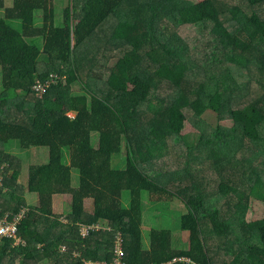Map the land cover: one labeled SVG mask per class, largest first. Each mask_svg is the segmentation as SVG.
I'll list each match as a JSON object with an SVG mask.
<instances>
[{
	"label": "trees",
	"instance_id": "trees-1",
	"mask_svg": "<svg viewBox=\"0 0 264 264\" xmlns=\"http://www.w3.org/2000/svg\"><path fill=\"white\" fill-rule=\"evenodd\" d=\"M52 74L65 83L37 97ZM12 142L48 152L24 186L7 172ZM0 176V214L28 207L0 264H112L118 232L126 264H264V218L247 219L264 203V0H12L0 17ZM54 195L69 196L66 219ZM145 197L181 200L187 249L166 229L145 244ZM93 223L112 230L82 237Z\"/></svg>",
	"mask_w": 264,
	"mask_h": 264
},
{
	"label": "rangeland",
	"instance_id": "rangeland-1",
	"mask_svg": "<svg viewBox=\"0 0 264 264\" xmlns=\"http://www.w3.org/2000/svg\"><path fill=\"white\" fill-rule=\"evenodd\" d=\"M65 2L67 0H55V6L57 10H61L64 6ZM12 6V0H5V7L0 8V17H3L5 15V9L7 7ZM41 18V13H37V22ZM10 24L13 25L15 28L20 29L21 28V22L19 20H11ZM114 63L111 61V64ZM204 119L212 124L216 125L217 116L212 112L211 110H208L204 115ZM225 124L230 125L231 122H225ZM193 133H195L194 128L192 125L188 122L185 125V128L183 130V136L187 139L186 141H192L194 139ZM96 146V144H95ZM7 154L11 157V167H8L5 165L4 168H7V172L10 175V173L13 170L18 171V184H24L26 182L27 178V168L29 166H41L48 161V152L45 149H31L27 151H21L16 147L15 142L9 143L6 146ZM38 152V155L40 157H37L36 154ZM43 152V153H42ZM118 164H116V168L118 170H123L125 168L126 164V155L123 153L120 157H118L117 161ZM74 177V186H78V173L73 172ZM7 180V179H6ZM23 185V186H24ZM147 197L144 199V205H143V225H142V235L143 240L145 244L148 243V237L149 233L152 229H166L170 230L172 233L173 238V248L175 249H187L188 244V234L187 232H183L180 228V217L183 213L186 212V207H184L180 202L181 200H175L174 203L169 204L168 206L165 205L163 208H155L154 203H150L146 200ZM35 200V199H34ZM69 203V204H68ZM122 203L124 205H128L129 203V194L125 192L123 194ZM35 204V202H34ZM70 205V199L66 195H54L53 196V207L55 208L56 212H60L64 209H66ZM88 208L91 207L88 202ZM70 207V206H69ZM264 218V203L260 201H251L250 207L247 212V219L249 220H258ZM165 219L166 222L164 221ZM184 237V238H183ZM78 256V253L73 254V257L76 258Z\"/></svg>",
	"mask_w": 264,
	"mask_h": 264
},
{
	"label": "built area",
	"instance_id": "built-area-1",
	"mask_svg": "<svg viewBox=\"0 0 264 264\" xmlns=\"http://www.w3.org/2000/svg\"><path fill=\"white\" fill-rule=\"evenodd\" d=\"M65 80H66L65 76H59L58 74H52L50 75V78L44 82L37 81L32 89L37 97L42 98L45 95L47 89L51 85L58 84L60 81H63L65 83ZM3 179L4 178L0 176V188L3 185ZM27 211H28V207L23 206L18 210V212L14 214H11L10 212H4L0 214V241L2 239H9L13 241L14 245H17L20 243V239L18 237V226L21 220L25 217ZM94 230L111 231L112 229L107 226H102L101 224L93 223L91 225H86L81 228V231H80L81 236L86 237L87 235H89L90 231H94ZM61 250L65 251L66 248L62 247ZM76 253L77 252H75V254ZM113 253H114V257H113L112 264H126L123 261V258L125 256V250L123 248V235L120 232H118L115 236ZM78 256H79V253H78ZM176 262H186L188 264H200L186 257L174 258L171 261H168L166 263H161V264H174ZM84 264H107V263L86 260L84 261Z\"/></svg>",
	"mask_w": 264,
	"mask_h": 264
},
{
	"label": "crops",
	"instance_id": "crops-1",
	"mask_svg": "<svg viewBox=\"0 0 264 264\" xmlns=\"http://www.w3.org/2000/svg\"><path fill=\"white\" fill-rule=\"evenodd\" d=\"M71 117H72V115H70ZM46 150V149H45ZM43 153V152H42ZM36 156L37 157H40L39 155H38V152H37V154H36ZM46 164V163H45ZM44 165V164H43ZM42 166V165H41ZM67 196V195H66ZM67 197H69V196H67ZM70 199V198H69ZM34 202H35V204H36V202H37V197H35V200H34ZM88 202H89V204H90V206L91 207H89L88 208ZM69 204V203H68ZM154 204H156L155 205V208H163L165 205L164 204H162V203H154ZM172 204V203H171ZM169 205V204H168ZM167 205V206H168ZM93 201L91 200V199H87L86 201H85V210H86V212L87 213H92L93 212ZM69 210V205H68V207L66 208V209H64V210H62V211H60V212H56V210H55V208H54V212L56 213V214H58V215H60L61 216V218L63 217L64 219H66L65 217H66V215H67V213H66V211H68ZM184 238V237H183ZM187 240H188V238H187Z\"/></svg>",
	"mask_w": 264,
	"mask_h": 264
}]
</instances>
